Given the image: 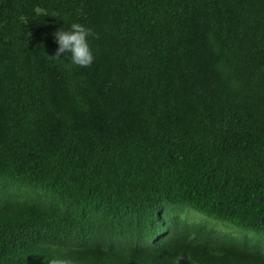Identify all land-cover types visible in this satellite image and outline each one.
Wrapping results in <instances>:
<instances>
[{
  "label": "trees",
  "instance_id": "1",
  "mask_svg": "<svg viewBox=\"0 0 264 264\" xmlns=\"http://www.w3.org/2000/svg\"><path fill=\"white\" fill-rule=\"evenodd\" d=\"M74 22L90 67L51 57ZM262 235L264 0H0V264H264Z\"/></svg>",
  "mask_w": 264,
  "mask_h": 264
},
{
  "label": "clouds",
  "instance_id": "2",
  "mask_svg": "<svg viewBox=\"0 0 264 264\" xmlns=\"http://www.w3.org/2000/svg\"><path fill=\"white\" fill-rule=\"evenodd\" d=\"M55 40L58 44V48L54 56V59H61V56L70 55L72 65L78 67H90L95 60L91 44L89 42L90 37L99 38L93 29L86 27L85 25L74 22L71 24L70 30H58L54 33ZM185 257L180 255L175 258L174 264H181V261ZM190 264H195L191 261V257L187 258Z\"/></svg>",
  "mask_w": 264,
  "mask_h": 264
},
{
  "label": "rangeland",
  "instance_id": "3",
  "mask_svg": "<svg viewBox=\"0 0 264 264\" xmlns=\"http://www.w3.org/2000/svg\"><path fill=\"white\" fill-rule=\"evenodd\" d=\"M197 213V214H201V215H196L195 213ZM206 216V215H204L203 213H200V212H197V211H189L188 212V217L190 218V219H195V220H197V219H200V218H202V219H204V217L203 216ZM207 217V216H206ZM209 222H210V224L212 225V226H214V228H216V229H218V230H220V231H222V232H226V233H230V234H232V235H235V236H241L242 235V233L239 231L241 228H239L238 226H235V225H232V224H230V223H228V222H222V221H220L222 224H217V222H215V221H212V220H209ZM224 225H226V226H224ZM235 227V228H234ZM237 228V229H236ZM239 229V230H238ZM242 230H245L246 232H248V233H252L253 231H251V230H246V229H242ZM254 234H252V236H253ZM262 236H264V235H262ZM258 241H260V243L262 244V246H264V238H262V239H258L257 240V242Z\"/></svg>",
  "mask_w": 264,
  "mask_h": 264
}]
</instances>
